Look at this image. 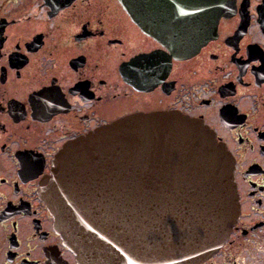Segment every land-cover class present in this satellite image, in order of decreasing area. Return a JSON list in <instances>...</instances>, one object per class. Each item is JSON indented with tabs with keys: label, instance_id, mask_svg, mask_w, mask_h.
<instances>
[{
	"label": "flooded vegetation",
	"instance_id": "flooded-vegetation-1",
	"mask_svg": "<svg viewBox=\"0 0 264 264\" xmlns=\"http://www.w3.org/2000/svg\"><path fill=\"white\" fill-rule=\"evenodd\" d=\"M138 3L0 0V264H77L43 193L54 160L162 114L200 122L231 162L237 217L198 264H264V0H234L194 50L157 38L193 0Z\"/></svg>",
	"mask_w": 264,
	"mask_h": 264
},
{
	"label": "water",
	"instance_id": "water-1",
	"mask_svg": "<svg viewBox=\"0 0 264 264\" xmlns=\"http://www.w3.org/2000/svg\"><path fill=\"white\" fill-rule=\"evenodd\" d=\"M233 1L193 0L196 11L177 14L176 27L157 38L194 50ZM120 2L139 7L138 0ZM160 22L168 24V15ZM53 164L43 193L77 264H198L237 217L230 159L192 118L118 121L69 144Z\"/></svg>",
	"mask_w": 264,
	"mask_h": 264
}]
</instances>
